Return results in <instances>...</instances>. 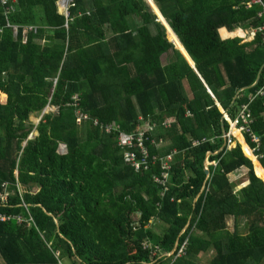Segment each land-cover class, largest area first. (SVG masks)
<instances>
[{"label":"trees","instance_id":"16d2710c","mask_svg":"<svg viewBox=\"0 0 264 264\" xmlns=\"http://www.w3.org/2000/svg\"><path fill=\"white\" fill-rule=\"evenodd\" d=\"M248 1L149 0L199 75L145 0H73L67 17L58 0L0 3V190L13 191L0 202V264H196L208 252L206 264H264V5ZM223 26L255 33L223 39ZM244 103L252 154L221 136L219 107L234 118ZM111 122L143 124L150 155L137 168L99 126ZM187 237L185 255L167 256Z\"/></svg>","mask_w":264,"mask_h":264},{"label":"built area","instance_id":"2783aa9c","mask_svg":"<svg viewBox=\"0 0 264 264\" xmlns=\"http://www.w3.org/2000/svg\"><path fill=\"white\" fill-rule=\"evenodd\" d=\"M8 1L15 2L16 0H0V3L2 5H5L8 3ZM70 1L71 0L66 1L65 4L68 6ZM250 3H260V4L264 5V1H262V0H249L248 4H250ZM10 9H12L11 5L6 6L4 8V12H8ZM64 12H66V7L64 8ZM261 13H264V9H262V12H260L259 14H261ZM7 23H8V21H7ZM8 25H10V24L8 23ZM260 29L262 30V32H264V25H262L260 27ZM261 93H262V88H260L258 90L257 94H261ZM77 99H78V95H75L74 96V100H75L74 104L76 106L78 104ZM76 114H77V122L79 124L85 123V122L91 120L90 116L87 113H85L84 111H81L80 108H77ZM223 118L228 122V125H229L228 130L223 132L221 135L224 138V145L227 148L235 146L236 141L240 142L241 144L245 143V136L246 135H248L249 138L251 139V141L256 143V145L259 144L258 136H256L250 130V123L252 121V116H251V113H250V110H249L247 104L244 103L240 106L238 113L234 118H230L228 116V114H226V113H223ZM174 122L175 121H173V123ZM173 123L171 121L165 120L163 122V126H164V128L168 129L172 126ZM94 124L97 125L98 121L95 120ZM99 126L101 128H103L106 133H115L116 145H118L122 149L124 159L127 162L134 165L136 168L139 166L140 161L145 162L147 156L150 155L148 147L146 145V140H147V136H145L146 132L140 123H137L135 128L130 132L123 131L122 129H120L119 124L115 123V122H111V123H107V124L99 123ZM155 127H156V123L153 122V125H149L147 129L149 131H152L153 129H155ZM238 135L241 137V140L239 139ZM152 142L155 144H158V143H162L163 140L160 139L159 142H155V140H152ZM192 143L197 144V143H199V140L195 139L192 141ZM248 147L250 148V150L253 153V148H251L250 146H248ZM138 153L140 154L139 160L137 159ZM171 156H172V154L169 153V154H166L165 156L162 157L164 167L170 166L169 161L171 159ZM152 157H155V155H152ZM207 163L208 164H215L216 161L212 160V161H208ZM167 175H168V173H165L164 178L162 180V183H164L165 185H166ZM8 196H9V191L4 185V189L2 191L0 190V202H1V204H4L7 201ZM21 217L22 216H17L15 219L18 221H21ZM8 219H9V217L0 215L1 221H6ZM142 244H143V246H146L148 244V240H145ZM188 244H189V237H187L182 242L180 247L178 248L177 256L183 255L186 253Z\"/></svg>","mask_w":264,"mask_h":264},{"label":"crops","instance_id":"0c3cea01","mask_svg":"<svg viewBox=\"0 0 264 264\" xmlns=\"http://www.w3.org/2000/svg\"><path fill=\"white\" fill-rule=\"evenodd\" d=\"M60 3V2H59ZM58 3V4H59ZM60 7V6H59ZM60 10V9H59ZM60 12H62L61 10H60ZM166 29V28H165ZM225 30V31H224ZM219 32H220V35H221V37L223 38V39H226V38H233V37H240L241 39H242V41H249V40H251L252 39V37H253V35H254V33H255V30L254 29H252L251 27H236V28H234L233 30H231V29H228L227 27H225V26H223V27H221L220 29H219ZM238 32H241V33H238ZM166 37H167V32H166ZM168 39V38H167ZM169 40V39H168ZM171 41V40H170ZM172 43H173V41H172ZM174 45V44H173ZM174 47H175V45H174ZM184 47V46H183ZM177 49V48H176ZM185 49V48H184ZM178 50V49H177ZM168 51H170L171 52V54H172V51L171 50H168ZM167 51V52H168ZM179 51V50H178ZM180 52V51H179ZM188 54V53H187ZM164 56V55H163ZM183 56V55H182ZM184 57V56H183ZM187 61V60H186ZM164 63V62H163ZM167 63V62H166ZM194 63V62H193ZM165 64V63H164ZM208 92H209V90H208ZM6 95V94H5ZM5 101H6V99H5ZM140 119V118H139ZM168 121H171L172 123H173V121H175V118H172V117H170V118H168ZM81 124H84V123H81ZM141 124V123H140ZM142 125V127H143V124H141ZM149 125H153V122H151V123H149L148 121H146L145 122V124H144V127H145V129L147 130V131H149L147 128H148V126ZM84 126H86V124H84ZM155 129H156V127H155ZM155 129H153V130H155ZM152 130V131H153ZM151 131V132H152ZM147 139H148V137H147ZM147 141V140H146ZM157 145V144H156ZM196 200V199H195ZM231 229V228H230ZM230 229L228 228V226H227V230L229 231V232H232L233 231V227H232V230L230 231ZM182 244V243H181ZM180 246H179V241H178V245H177V247H175L174 249H173V251L174 250H177L178 248H179ZM187 251V250H186ZM171 253H172V251L170 252V253H168V255L167 256H169V255H171ZM186 254V253H185ZM185 254H183V255H185ZM210 252H208V253H206V254H201L200 255V261L199 262H197L196 264H206L207 263V259L210 257ZM163 255V254H162ZM183 255H181V256H183ZM176 257H174V259H175Z\"/></svg>","mask_w":264,"mask_h":264},{"label":"water","instance_id":"95a60500","mask_svg":"<svg viewBox=\"0 0 264 264\" xmlns=\"http://www.w3.org/2000/svg\"><path fill=\"white\" fill-rule=\"evenodd\" d=\"M61 1H65V0H58V3L59 2H61ZM146 1V3H147V5L146 6H148V10L149 11H151V12H153V13H155L156 15H157V18H156V20L157 21H159L165 28H166V32H167V37H169L168 35H169V29H168V27H170L169 26V24H168V26L162 21V19L160 18V16L158 15V13H156V11H153V10H155V8H153L152 7V5L150 4V2H149V0H145ZM160 13H161V15H162V17L164 16L163 15V13L161 12V10H160ZM164 18V17H163ZM165 19V18H164ZM165 21H166V19H165ZM167 22V21H166ZM171 28V27H170ZM172 29V28H171ZM173 31V30H172ZM174 32V31H173ZM175 34V33H174ZM176 35V34H175ZM176 37H177V35H176ZM169 40H171L170 38H168ZM177 39H178V37H177ZM171 41H173V44L175 45V48H177L179 51H180V53L184 56V58L187 60V62L193 67V69L195 70V72L199 75V73L197 72V70H196V68H195V66H194V63H193V60L190 58V56L187 58L186 56H185V54L181 51V49L178 47V45L175 43V41L172 39ZM178 41L180 42V40L178 39ZM181 43V42H180ZM181 45H182V43H181ZM182 47H183V45H182ZM184 48V47H183ZM185 50V49H184ZM186 51V50H185ZM187 53V52H186ZM262 67H264V64H262V66H261V68ZM261 68H260V70H261ZM260 70H259V72H258V75H257V78H255V80H254V84L253 85H255L256 84V82H257V80L259 79V73H260ZM241 90H243V89H241ZM241 90H239V91H241ZM211 96H212V98L214 99V97H213V95L211 94ZM215 100V99H214ZM215 103H216V105H218V103L216 102V100H215ZM49 107L47 106L46 108H45V110L46 109H48ZM219 109H220V111L223 113V112H225V111H223L220 107H219ZM39 117L38 118H36V120H37V122L39 121ZM224 132V131H223ZM36 132H34L32 135H34ZM31 135V136H32ZM209 155V152H207L206 153V156H205V159H204V162H203V166H204V172H205V174H206V178L209 176V168H208V165H207V156ZM205 188V187H204ZM204 188H203V190H204ZM177 245H178V242L176 243V246L175 247H177Z\"/></svg>","mask_w":264,"mask_h":264},{"label":"rangeland","instance_id":"374dc122","mask_svg":"<svg viewBox=\"0 0 264 264\" xmlns=\"http://www.w3.org/2000/svg\"><path fill=\"white\" fill-rule=\"evenodd\" d=\"M59 6H60V3H59ZM59 9L61 10V11H63V9H64V6L63 7H59ZM64 14H66L67 15V12H63ZM164 22V21H163ZM129 23L131 24V25H133V21L132 20H129ZM165 23V22H164ZM239 33H241V32H239ZM167 38H169V37H167ZM162 59H163V62L164 63H166V62H168L169 60H171V59H173V55L171 54V52L170 51H168V52H166L165 54H164V56H162ZM5 99H6V95L4 94V93H2L1 95H0V100L2 101V102H6L5 101ZM56 108L54 107V106H50L49 105V108L48 109H46L45 110V112H47V111H51V110H55ZM41 115H34V114H32L30 117H29V120L33 123V124H35L36 122H37V120H36V118H38V117H40ZM33 132H35V130H33L32 131V134H33ZM32 134H30V137H31V135ZM33 136V135H32ZM59 150H61V149H59ZM250 154H252V152H250V151H248ZM256 165H257V169H260V165L258 164V163H256ZM259 172H258V174L261 176V177H264V170H258ZM238 173H239V171L238 172H235V173H233V175H232V177H237V175H238ZM258 176V175H257ZM245 182H243L242 184H244ZM242 184H239L238 185V187L236 188L237 190L241 187V185ZM226 226H228V228L230 229V231L232 230V227H234V221H233V218H231V217H226Z\"/></svg>","mask_w":264,"mask_h":264},{"label":"clouds","instance_id":"9594fccd","mask_svg":"<svg viewBox=\"0 0 264 264\" xmlns=\"http://www.w3.org/2000/svg\"><path fill=\"white\" fill-rule=\"evenodd\" d=\"M66 1H68V0H65V1H61L62 3H64V8L66 7V12H68V7L70 6V5H73V0H71L70 2H69V5L67 6L65 3H66ZM60 2V3H61ZM72 3V4H71ZM64 12V9H63V11H62V14H64L63 13ZM153 13V12H152ZM153 14H155V13H153ZM66 17L68 16V13H67V15L66 14H64ZM156 15V14H155ZM156 18H157V15H156ZM6 26H11V25H8V23H7V21H6V24H5ZM13 29H14V32H16V25H12L11 26ZM15 27V28H14ZM29 28H31V26H29ZM0 31H1V28H0ZM209 93L211 94V92L209 91ZM49 107V106H48ZM223 113H226V112H223ZM224 119V118H223ZM174 124V123H173ZM171 128V127H170ZM170 128H168V129H170ZM225 132V131H224ZM29 137H30V135H29ZM163 140V139H162ZM164 142V141H163ZM162 142V143H163ZM236 143H239V145H240V147H241V149H242V144L240 143V142H238V141H236ZM158 144H161V143H158ZM245 144L246 145H248L249 146V144L247 143V141H246V139H245ZM236 145V144H235ZM60 151L61 152H65L66 151V145L65 144H61L60 145ZM242 151H243V149H242ZM244 152V151H243ZM245 154V153H244ZM246 155V154H245ZM247 156V155H246ZM248 157V156H247ZM256 157V156H255ZM257 158V157H256ZM207 162H208V160H207ZM207 165H209L208 163H207ZM253 168H254V166H253ZM18 193L21 195L22 194V192H21V189H20V187H19V185H18ZM13 194V191H9V196L10 195H12ZM8 196V197H9ZM8 200V199H7ZM174 251H177V253H178V249L177 250H174ZM174 251H172V253L174 252ZM171 253V254H172ZM176 256H177V254H176ZM179 256H181V255H179Z\"/></svg>","mask_w":264,"mask_h":264},{"label":"bare ground","instance_id":"6f19581e","mask_svg":"<svg viewBox=\"0 0 264 264\" xmlns=\"http://www.w3.org/2000/svg\"><path fill=\"white\" fill-rule=\"evenodd\" d=\"M159 11H160V10H159ZM161 19H162V21H164V22H165V19H164L163 17H162ZM180 49H181V51H182L183 53H185V52H186V51L184 50V48H183V47H181ZM245 146H246V148L248 149V151L252 152V151L250 150V148L248 147V145H246V144H245Z\"/></svg>","mask_w":264,"mask_h":264}]
</instances>
